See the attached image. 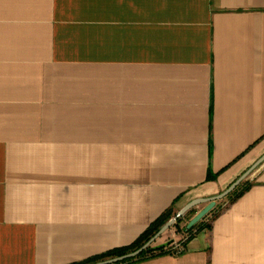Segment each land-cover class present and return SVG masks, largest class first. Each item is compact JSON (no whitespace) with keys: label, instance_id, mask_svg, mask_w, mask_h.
<instances>
[{"label":"crops","instance_id":"1","mask_svg":"<svg viewBox=\"0 0 264 264\" xmlns=\"http://www.w3.org/2000/svg\"><path fill=\"white\" fill-rule=\"evenodd\" d=\"M263 155L264 0H0V264L131 245ZM253 180L134 264H264Z\"/></svg>","mask_w":264,"mask_h":264},{"label":"water","instance_id":"2","mask_svg":"<svg viewBox=\"0 0 264 264\" xmlns=\"http://www.w3.org/2000/svg\"><path fill=\"white\" fill-rule=\"evenodd\" d=\"M264 163V155L256 161V163L250 167L247 171H245L235 182H233L225 191L212 196L208 198H199L196 199L192 202H190L188 205H186L184 208H182L175 217H172L168 222H166L160 230L148 241L146 242L143 246L140 248L120 255L116 257H111V258H106L104 260L92 263V264H115L130 258H134L138 255H140L145 249H148L155 241L156 239L164 232L166 231L176 220L178 217H181L184 215L190 208L193 206L199 204V203H204L208 202L207 205H205L187 224V229L193 228L196 224H198L216 205V202L218 199H221L225 196H227L229 193H231L242 181L245 179L253 170H255L257 167L262 165ZM169 244V242L165 243H160L158 245L153 246L154 249H159L162 247H166Z\"/></svg>","mask_w":264,"mask_h":264},{"label":"trees","instance_id":"3","mask_svg":"<svg viewBox=\"0 0 264 264\" xmlns=\"http://www.w3.org/2000/svg\"><path fill=\"white\" fill-rule=\"evenodd\" d=\"M252 184H253V182H250L249 180L241 182L231 193L228 194V197L230 199V203H233L239 197H241L252 186ZM212 211H214V209ZM212 211H210V212H212ZM218 213H216L214 215V217L217 216ZM181 219H182V217H178L177 221H180ZM168 220H169V218H167L166 216H163L158 221L154 222L147 229V231L138 240H136L131 245L121 247V248L112 249V250L107 251L101 255L89 258L86 261H82V262H78V263H72V264H92V263L104 260L106 258L116 257V256H120V255L129 253V252H132V251L140 248L141 246H143L146 242H148ZM198 225H200V223H198L197 225H195L191 229H187L186 226L184 228L186 229L187 232L192 233L193 230ZM210 225L211 224H208V227H210ZM166 248L167 247H162L159 249L148 248V249L144 250L140 255H138L134 258H130V259H127V260H124V261H121V262H118L115 264H134V263L138 262L139 260L143 259L144 257H146L150 254H154L155 252H164L166 250Z\"/></svg>","mask_w":264,"mask_h":264},{"label":"rangeland","instance_id":"4","mask_svg":"<svg viewBox=\"0 0 264 264\" xmlns=\"http://www.w3.org/2000/svg\"><path fill=\"white\" fill-rule=\"evenodd\" d=\"M264 164V163H263ZM262 164V165H263ZM260 165L259 167H257L255 170H253L245 179H243V181L249 180L250 182H254L253 177L256 173V171L262 166ZM242 181V182H243ZM232 184V183H231ZM230 184V185H231ZM229 185V186H230ZM229 186H227L226 188L222 189L219 193L225 191ZM218 193V194H219ZM217 195V194H216ZM208 202H204V203H199L195 206H193L192 208H190L184 215H182V219L180 221H175L166 231H164L157 239L156 241L149 247V248H153V246L158 245L160 243H165V242H169V244L166 246L167 247V251L168 252H177V247L178 245H183L185 243V241L190 237L193 236V234H195V232L197 231H201L204 229L208 228V224H211V221L214 217V215L216 213H218L219 211H221L224 207H226L229 203H230V199L227 196L218 199L216 202L215 207L213 208L214 211L209 212L199 223L200 225H198L192 233H189L186 231V236H182L180 240L178 241H174L173 240V235L175 232L177 231H181L183 230V228L186 226L188 222L205 206L207 205ZM197 225V224H196ZM186 230V229H185ZM184 246V245H183ZM146 250V249H145ZM178 253V252H177Z\"/></svg>","mask_w":264,"mask_h":264},{"label":"built area","instance_id":"5","mask_svg":"<svg viewBox=\"0 0 264 264\" xmlns=\"http://www.w3.org/2000/svg\"><path fill=\"white\" fill-rule=\"evenodd\" d=\"M184 250V246L183 245H178L177 247V252L180 253Z\"/></svg>","mask_w":264,"mask_h":264}]
</instances>
